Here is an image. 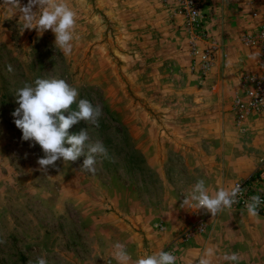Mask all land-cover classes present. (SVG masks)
I'll return each instance as SVG.
<instances>
[{
	"label": "rangeland",
	"instance_id": "rangeland-1",
	"mask_svg": "<svg viewBox=\"0 0 264 264\" xmlns=\"http://www.w3.org/2000/svg\"><path fill=\"white\" fill-rule=\"evenodd\" d=\"M166 2L68 0L78 18L66 56L50 29L23 31L19 12L12 15L0 0V264H36L39 257L48 264H118L117 242L126 246L130 264L160 250L172 252L178 264H196L206 246L216 247L213 264H232L222 259L232 252L239 253V264H264L263 217L232 208L212 217L183 205L200 179L211 192L232 186L235 179L225 172L231 157L222 150L253 149L264 139V120L238 124L225 114L217 118L223 138L217 132L177 137L176 102L210 101L217 89L208 91L207 77L190 70V38L175 4ZM253 8H264V0H218L217 24L232 17L235 33L229 39L224 24L209 33L234 45L255 27ZM38 77L63 78L78 89L77 102L100 107L96 125L81 120L68 130L87 129L90 142L105 145L108 157L97 155L95 173L82 168L85 156L61 158L44 172L42 148L22 139L12 115L19 107L15 93ZM221 99L230 103L231 97ZM200 124L212 135L218 131ZM197 222L204 231L189 235Z\"/></svg>",
	"mask_w": 264,
	"mask_h": 264
},
{
	"label": "clouds",
	"instance_id": "clouds-1",
	"mask_svg": "<svg viewBox=\"0 0 264 264\" xmlns=\"http://www.w3.org/2000/svg\"><path fill=\"white\" fill-rule=\"evenodd\" d=\"M12 15L19 12L22 20V30L36 29L38 32L51 30L55 35L54 44L64 55L69 56L73 50L72 41L77 24V12L69 5L68 0H27L21 5V0H3ZM35 9V10H34ZM13 71L11 65L7 66ZM78 89L65 79L59 77L36 78L33 83H25L16 90V102L19 107L12 113L14 123L22 131L24 141L34 140L40 145L44 157L38 160L41 170L47 172L48 166H55L61 158L64 161H76L85 156L82 168L95 173L97 155L108 157V151L100 140L90 142L87 129L78 134H69V129L83 120L96 125L101 116L100 107L94 106L87 99H79ZM76 103L77 109L72 110ZM67 113V116L65 115ZM65 144L70 147H65ZM242 189L239 185L230 188L220 187L211 192L204 179L198 180L189 195L184 198L183 205L192 204L196 209H205L216 217L225 209L237 203V197ZM264 203L260 195H253L246 202L248 215H259V207ZM114 258L118 264H130L131 255L122 243H115ZM215 246H206L196 258V264H213L216 256ZM223 261L239 264V253H224ZM177 257L169 251L160 250L152 254L145 253L136 259L135 264H176ZM36 264H48L44 257H39ZM194 264V261L192 262Z\"/></svg>",
	"mask_w": 264,
	"mask_h": 264
},
{
	"label": "built area",
	"instance_id": "built-area-1",
	"mask_svg": "<svg viewBox=\"0 0 264 264\" xmlns=\"http://www.w3.org/2000/svg\"><path fill=\"white\" fill-rule=\"evenodd\" d=\"M175 4L176 13L182 18L184 30L189 36L190 70L200 78H206L214 68L218 58L227 59L228 53L223 45L215 39L206 27L204 18L211 11L209 0H170ZM251 18L255 27L242 31L237 39L242 47L254 50L257 55V66L253 71L245 72L240 77L242 91L234 97L232 110L235 122L244 124L248 118H264V8L251 10ZM239 185L242 189L237 203L232 209L247 212L246 202L253 195L264 199V156L258 160L257 167L251 174L236 180L232 186ZM231 186V187H232ZM192 204L189 205L192 208ZM264 218V203L258 209ZM204 225L197 222L189 235L204 231ZM176 264L178 262L176 261Z\"/></svg>",
	"mask_w": 264,
	"mask_h": 264
},
{
	"label": "crops",
	"instance_id": "crops-1",
	"mask_svg": "<svg viewBox=\"0 0 264 264\" xmlns=\"http://www.w3.org/2000/svg\"><path fill=\"white\" fill-rule=\"evenodd\" d=\"M209 1H211L212 3L211 4L212 9L211 11H208L206 17L204 18L206 27L217 32L219 31V29L217 28H221V26L224 24V26H222L223 30L222 29L221 30L224 32L226 31L229 32L230 33L229 39H231V35H234L235 33L230 28L232 27L231 24L232 17H229L225 23L217 24L218 20L215 18V11H216L215 5L217 4L218 0H209ZM170 2L171 4H174V2L170 0L169 2L166 3H170ZM213 3H215V5ZM214 38L217 39V37ZM236 39H238V37ZM228 43L222 44L223 49L228 53L227 59L223 60L218 58L217 62L214 65V68L207 76L206 88L210 92L215 91L217 89V93H216L217 96L211 99L210 101L190 100L189 102H182L181 104L178 101L176 102L175 104V106H177L176 118L177 121L178 119L180 121L176 123V127H175L176 128L175 131L177 133L178 138L187 140V139H197L202 137H216L217 133H219V136L223 138V134L225 131L222 125L219 124V122H222V120L217 118L221 116L222 118H226L225 114L227 115L229 114L228 115L229 120L235 121L232 106H233L234 97L242 91L239 81L240 77L245 72L253 71L257 66L258 60H257V55L252 53L254 52V50L246 49L242 47L240 44H238V42L233 45L231 40L230 42L228 40ZM250 52L253 55L250 56L249 55ZM226 96L231 97L230 103L225 99H221V97H226ZM253 118L264 120V118H259V117H253ZM249 120L250 118H248L246 122H248ZM203 121L213 124V127H211L212 130H214L215 127H218L217 128L218 131H212L211 132L213 133L212 135L210 134V132H208V130H203L201 128L202 125L200 124ZM216 122L218 123V126L215 125ZM261 141L262 142H258L255 140L251 144L253 149L255 150H253L252 148L250 150H222L224 154L228 153L230 154L231 157V167H229V170L225 171L230 173L231 179L233 180L235 179L236 181V179L239 180L242 178H246L257 167L259 158L264 156V150H263L264 139H262ZM187 152L188 150H185V153ZM223 171L220 170L221 173H223ZM218 178L221 179L222 177L219 176L213 178L215 180L213 183L215 186H219V184L221 183V180H216Z\"/></svg>",
	"mask_w": 264,
	"mask_h": 264
}]
</instances>
